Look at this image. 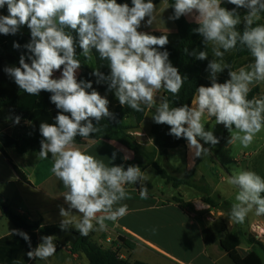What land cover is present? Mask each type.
Returning <instances> with one entry per match:
<instances>
[{
  "label": "clouds",
  "instance_id": "clouds-1",
  "mask_svg": "<svg viewBox=\"0 0 264 264\" xmlns=\"http://www.w3.org/2000/svg\"><path fill=\"white\" fill-rule=\"evenodd\" d=\"M224 2L175 0L170 6L174 14L169 19L192 17L198 25L193 32L202 36L205 44L211 43L213 55L220 58L208 63L210 86L197 87L191 107H175L168 97L158 93L164 90L177 96L187 77L172 65L168 51L159 50L169 43L166 35L139 30L146 17L148 26L156 20L153 0H131V6L117 0H0V9L6 5L8 12L0 15V34L14 35L26 25L31 35L24 46L30 53V63L21 55L19 66L7 67L5 72L29 95L51 93L50 102L59 110L54 123L39 125L43 137L39 158L47 159L51 154V171L67 189L63 197L69 209L60 208L61 229L67 230L74 223L83 236L93 230H105V221L115 222L127 213V204L121 203L131 199L126 185L139 182L140 198H148V188L141 184L146 177L139 166L129 165L126 170L123 165L109 166L76 144L77 136L87 140L90 134L100 131L93 120L99 124L104 118H115L107 97L96 91L91 81L77 79L81 67L77 45L86 60L93 59L95 50L101 60L108 62L109 75L99 69L93 75L98 77L97 83H106L108 90L114 91L122 107L127 105L137 112L143 111L141 105L154 107L153 121L168 125L169 135L186 139L195 157L210 152L201 140L212 146L219 143L213 131L205 129V115L214 117L216 124L224 125L231 133L230 144L239 141L245 148L264 129V96L249 98L253 85L264 84V24L257 23L264 13V0H227L236 6L232 10L223 7ZM164 3L168 8L167 0ZM238 8L248 11L241 17ZM242 21L241 32L237 26ZM238 43L248 49L254 62L233 71L223 63V57ZM13 47L18 49L20 45L14 42ZM184 51L188 54L187 48ZM190 54L198 60L208 58L206 51ZM224 69H229V79L220 83L217 75ZM57 71L61 75L54 78ZM19 121L17 116L14 122ZM115 156L113 153V160ZM227 183L238 190L230 212L233 221L243 223L253 209L257 216L264 215V177L240 170ZM73 209L79 218L72 214ZM12 234L28 242L29 259L48 260L57 250L53 235L41 237V243L31 248L26 232L16 229Z\"/></svg>",
  "mask_w": 264,
  "mask_h": 264
},
{
  "label": "crops",
  "instance_id": "crops-1",
  "mask_svg": "<svg viewBox=\"0 0 264 264\" xmlns=\"http://www.w3.org/2000/svg\"><path fill=\"white\" fill-rule=\"evenodd\" d=\"M155 5L157 6L156 20L153 25H147L146 17L139 30L149 33H175L174 21L169 19L171 17L169 7L165 9L164 0ZM167 6H169L168 1ZM5 8L0 9V15H5ZM184 17L187 22L195 23L192 17ZM24 37L31 40L30 33L24 34ZM61 71L55 72L54 78H59ZM77 79L91 81L96 91L103 87L95 78L81 74L79 71H77ZM252 89H255V97L264 96V84L253 85ZM91 90L88 89V91ZM163 92L164 90H161L158 95L163 96ZM112 106L109 103V110ZM5 110H0V119L9 120L11 115ZM153 114H155V108L147 107L140 124L129 131L139 148L137 156L133 151L113 140L87 139L77 144L82 150L96 156L97 159H102L109 166L138 160L135 165L141 168L146 177L141 184L148 188V198L141 199L139 182L136 185H126V190L131 195V199L121 202L127 204L126 215L115 222L105 221L107 225L105 230H93L87 236L93 243L105 249L117 251L121 259L130 262L233 264L220 248L218 241L206 244L203 239L204 231H207L205 233L207 238L212 234L216 235L220 228L219 222L224 221L228 231L236 234L241 241L238 251L243 263L259 262L257 248L264 249V215L257 216L253 209L243 223H236L220 206L222 201H225L231 208L236 202L234 198L238 190L227 185V180L232 173L226 164L216 158L218 151L213 147L224 142L225 146L230 145L231 133L215 146L200 141L204 148L210 149L208 153L210 160L207 165L199 167L201 157L194 156L188 147V142L183 146L165 151L155 146L154 138L150 133ZM125 122L129 126L134 124L132 118H127ZM202 122L205 124V129L216 123L214 117L207 115ZM218 125L221 135L216 137H221L225 127L222 124ZM259 140L260 138L256 139L255 146L258 145ZM113 153H116L114 160ZM125 156L129 159L125 160ZM214 162L217 169L212 167ZM152 163H156L172 179L181 182L179 184H174L172 180L165 182L157 175ZM52 165V158L40 159L35 153L14 158L8 150L0 148V201L13 212L25 217L30 223L39 221L40 227L60 226L63 219L60 208L69 209L63 197L67 189L52 173ZM244 167L248 169L247 166ZM259 168L260 166L255 167L261 172L262 169ZM210 177L216 180L212 185L208 183ZM153 181L158 183L154 184ZM164 186L171 187L172 191ZM192 187L203 190L202 196L206 193L217 202V205L211 207L204 203L200 194L195 195L188 191ZM71 211L79 218L76 210ZM95 227L98 228L99 225ZM67 230L79 233L74 223L70 224ZM13 231V226L0 210V238ZM43 236L46 235L37 233V245L41 243ZM250 236L254 237V241H249ZM54 243L57 250L52 257L48 260L29 259L27 264H89L83 253L71 252L69 244L65 241L55 237ZM58 244L62 248H57Z\"/></svg>",
  "mask_w": 264,
  "mask_h": 264
},
{
  "label": "trees",
  "instance_id": "trees-1",
  "mask_svg": "<svg viewBox=\"0 0 264 264\" xmlns=\"http://www.w3.org/2000/svg\"><path fill=\"white\" fill-rule=\"evenodd\" d=\"M161 0H153L154 4H157ZM170 14L173 16L174 9L170 6L174 4L175 0H167ZM117 3H128L131 6V0H117ZM229 10L236 8L235 5L227 3V0L222 5ZM238 14L243 17L247 13V9H236ZM176 26L175 33H159L152 32L151 34L160 36L166 35L169 39V43L161 51H168L169 60L172 65L179 69L182 76H186L187 79L184 82L183 87L177 96H172L171 93L163 92V96L169 98L170 104L175 107L183 106L184 104L191 105V100L196 94L197 87L204 85L210 86L209 71L207 70L208 63L212 59L219 60L213 55V45L211 43L205 44L203 37L198 33L193 32V29L198 27L196 23H189L185 17L182 16L179 19L173 20ZM258 24H264V13H261V19L257 21ZM244 23L241 22L237 26L238 31H243ZM73 36L77 37L73 32ZM16 43L15 34L4 35L0 34V110L6 109L11 118L9 120L0 119V148L8 150L14 158H20L28 153H35L39 155L41 148L40 141L43 137L39 131L40 123H54L55 116L59 110L54 104L50 102L51 93L42 91L39 95H29L23 92L14 82V79L10 77L5 68L10 66H19V59L21 55L26 58L29 54H20L17 48L13 47ZM188 49V54L184 49ZM193 51H206L208 58L206 60H198L194 55H191ZM223 51V49H221ZM82 50L77 45L76 54L77 59L81 62V67L78 70L81 74H86L90 77L98 79L93 75L95 69H99L105 76L110 74V68L106 60H101L95 50H93V59L86 60L81 55ZM254 62V58L248 49L239 43L236 48L225 52L223 57V63L233 71L238 70L240 67L248 66ZM229 69H224L223 72L217 75V80L220 83L229 79ZM103 87L97 90L102 96H106L110 104L113 106L110 112L114 114L113 118H104L99 124L93 120L94 126L100 128L97 133L90 134L89 139L100 140H113L121 145L125 146L129 150L133 151L135 156L138 155V145L134 138L129 134L132 128L137 126L142 121L146 112L147 106L141 105L143 111L137 112L130 109L127 105L121 106L118 99L115 97L114 91H109L106 83L101 82ZM255 89L249 93V98L254 96ZM154 115V114H153ZM19 116V123H15V118ZM132 118L134 121L133 126L126 124L125 120ZM170 127L166 124H156L152 119V126L150 133L154 138V144L161 150L174 149L179 146H183L187 140L184 138L177 139L176 137L169 135ZM229 134L228 130L224 128L221 137H217L219 142L223 141V138ZM84 139L77 136L76 144H80ZM48 158H51L49 154ZM138 160L132 162H126L123 166L126 168L129 165H135ZM157 175L165 180V182L173 181L174 184H179L181 181L172 179L162 168L156 163L151 164ZM202 193L204 192L201 190ZM202 201L209 204L211 207H215L217 202L210 198L206 193L202 196ZM222 204L228 205L225 201ZM0 210L4 217L11 223L14 230L19 229L26 232L31 240V248L37 246V233L43 235H53L56 237V231L60 226H45L40 227V222L30 223L28 220L13 212L8 206L0 201ZM220 228L216 235L212 234L207 238L204 231V242L206 244L218 241L220 248L227 254L233 264H244L242 257L238 251V247L241 244L239 237L228 231L227 225L224 221L219 222ZM13 233V232H12ZM9 234L0 238V264H27L29 258L27 252L30 251L28 242H26L19 235ZM70 251L75 253L77 251L84 254L89 264H146L139 261L130 262L125 259H121L117 251L111 249H105L93 243L88 236L80 235L79 240L74 245H69ZM255 264H263L261 260Z\"/></svg>",
  "mask_w": 264,
  "mask_h": 264
},
{
  "label": "rangeland",
  "instance_id": "rangeland-1",
  "mask_svg": "<svg viewBox=\"0 0 264 264\" xmlns=\"http://www.w3.org/2000/svg\"><path fill=\"white\" fill-rule=\"evenodd\" d=\"M5 15H8L7 12V6L5 5ZM30 33V29L26 25L21 26L20 29L15 33L16 43L20 45V47L17 49V51L22 54H30L28 50L24 47L27 43L30 42V39H27L24 37V34ZM6 113L7 110H5ZM206 130H212L213 134L215 136L221 135V129L220 126L216 123H214L212 126L207 128ZM235 131V130H233ZM257 138H260L258 141V145L255 146V141ZM208 148V147H207ZM216 148L218 151V154L216 155V158L226 164L227 168L230 170V172L233 174L236 171L240 170H250L256 172L261 177L264 176V129H262L259 133L256 134V136L253 139V142L247 147H243L239 141H236L233 144H230L228 146H225L224 143L218 144L216 147H213V149ZM244 154V155H243ZM210 156L209 154L203 155L200 158L199 161V167H202L204 165H207V162H209ZM212 166L213 169H217L215 166V162ZM243 166H247L248 169ZM260 166L259 169H262V171H258L255 169V167ZM159 180V179H158ZM160 181V180H159ZM215 179L210 177L208 180V183L210 185L215 183ZM154 184H157V181H153ZM227 185L231 188L232 186L227 183ZM165 187V186H164ZM167 190H171V187H165ZM188 191H190L192 194L202 196V192L198 187H192ZM235 200V198H234ZM221 208L226 211V213L230 214L231 208L228 205H224L221 203ZM254 241V237L250 236L249 241ZM257 255L258 258L261 260V262H264V249L261 247L257 248ZM264 264V263H263Z\"/></svg>",
  "mask_w": 264,
  "mask_h": 264
},
{
  "label": "water",
  "instance_id": "water-1",
  "mask_svg": "<svg viewBox=\"0 0 264 264\" xmlns=\"http://www.w3.org/2000/svg\"><path fill=\"white\" fill-rule=\"evenodd\" d=\"M56 237L60 240L65 241L69 245H74L80 238L79 233L71 230H63L59 228L56 231Z\"/></svg>",
  "mask_w": 264,
  "mask_h": 264
},
{
  "label": "built area",
  "instance_id": "built-area-1",
  "mask_svg": "<svg viewBox=\"0 0 264 264\" xmlns=\"http://www.w3.org/2000/svg\"><path fill=\"white\" fill-rule=\"evenodd\" d=\"M57 248H62V246L58 244V245H57Z\"/></svg>",
  "mask_w": 264,
  "mask_h": 264
}]
</instances>
